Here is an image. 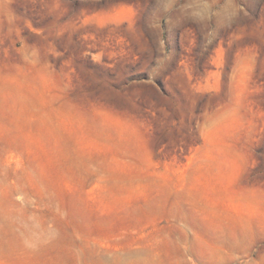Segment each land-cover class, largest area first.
I'll return each mask as SVG.
<instances>
[{
    "label": "rangeland",
    "instance_id": "rangeland-1",
    "mask_svg": "<svg viewBox=\"0 0 264 264\" xmlns=\"http://www.w3.org/2000/svg\"><path fill=\"white\" fill-rule=\"evenodd\" d=\"M202 47L155 0H0V264H264V0ZM195 41V42H193Z\"/></svg>",
    "mask_w": 264,
    "mask_h": 264
},
{
    "label": "clouds",
    "instance_id": "clouds-1",
    "mask_svg": "<svg viewBox=\"0 0 264 264\" xmlns=\"http://www.w3.org/2000/svg\"><path fill=\"white\" fill-rule=\"evenodd\" d=\"M155 4L157 11L149 18V27L160 34L156 58V67L160 68L171 58L163 39L165 24L176 28L194 25L201 46L207 47L220 31L232 32L247 16L240 0H155Z\"/></svg>",
    "mask_w": 264,
    "mask_h": 264
}]
</instances>
